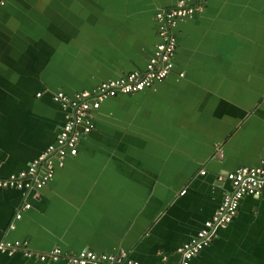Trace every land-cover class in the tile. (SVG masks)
Returning <instances> with one entry per match:
<instances>
[{
  "label": "crops",
  "instance_id": "0c3cea01",
  "mask_svg": "<svg viewBox=\"0 0 264 264\" xmlns=\"http://www.w3.org/2000/svg\"><path fill=\"white\" fill-rule=\"evenodd\" d=\"M177 1L0 0V176L55 142L67 110L54 92L73 95L144 70L160 40L156 12ZM172 34L173 71L104 100L78 153L30 195L14 229L23 197L0 189V242L178 264V247L231 190L218 176L264 166V0H207ZM0 264L63 261L16 251L0 252ZM191 264H264V196L246 195Z\"/></svg>",
  "mask_w": 264,
  "mask_h": 264
},
{
  "label": "built area",
  "instance_id": "2783aa9c",
  "mask_svg": "<svg viewBox=\"0 0 264 264\" xmlns=\"http://www.w3.org/2000/svg\"><path fill=\"white\" fill-rule=\"evenodd\" d=\"M206 1L178 0L173 6L156 12L155 17L160 25V40L156 43L144 70L130 71L124 76L102 81L91 90H81L73 95L62 90L53 93V99L67 110L66 120L55 142L35 157L27 168L5 177L0 176V188L11 187L23 191V202L12 221L20 219L23 211L31 207V203L26 199L30 195L37 198L39 191L53 178L56 169L64 166L68 157L78 153L82 137L95 127L94 111L100 108L104 100L120 94L142 91L162 81L173 71L176 41L172 27L179 19L202 10ZM180 75L183 76V73L180 72ZM224 178L231 182V190L224 193L214 215L206 220L189 240L178 247L177 252L181 257L178 264H190L191 258L213 241L218 229L226 227L235 218L241 200L246 195L264 196L262 165L238 166L218 176L219 180ZM10 227H14L13 222ZM0 250L8 254L22 251L26 257H35L41 261H63V264H139L124 250L118 253H99L85 248L76 253H67L56 246L49 251H36L28 247L27 240L1 241ZM159 264L170 263L164 261Z\"/></svg>",
  "mask_w": 264,
  "mask_h": 264
},
{
  "label": "water",
  "instance_id": "95a60500",
  "mask_svg": "<svg viewBox=\"0 0 264 264\" xmlns=\"http://www.w3.org/2000/svg\"><path fill=\"white\" fill-rule=\"evenodd\" d=\"M54 176H55V174H54ZM54 176H53V178H54ZM50 181H51V180H50ZM0 189H16V188L8 187V188H0ZM16 190L20 191V192H21V195H22L21 197H23V191H22V190H19V189H16ZM183 190H185V189H183ZM185 192H186V190H185L183 193H185ZM29 197H30V196H29ZM29 197H28L26 200H28V201L31 202V200H30ZM32 197H33V196H32ZM33 198H35V197H33ZM31 204H32V203H31ZM22 216H23V213H22ZM21 218H22V217H21ZM21 218H20V219H21ZM20 219H16V220H13V221L10 220V223L13 222V224H14V227H10V229H14V228L16 227V222H17L18 220H20ZM233 220H234V219H233ZM233 220H232V221H233ZM232 221H231V222H232ZM231 222H230V223H231ZM10 223H9V225H10ZM230 223H229V224H230ZM229 224H228V225H229ZM228 225H227V226H228ZM227 226H226V227H227ZM223 228H224V227H223ZM220 229H221V228H220ZM220 229H218V231H217V235H218V232H219ZM217 235H216V237H217ZM216 237H215V238H216ZM215 238H214V239H215ZM214 239H213V241H214ZM5 241H7V240H5ZM8 241H12V240H8ZM213 241H212V242H213ZM212 242H211V243H212ZM211 243H210V244H211ZM207 246H208V245H207ZM207 246H205L204 248H206ZM204 248H203V249H204ZM203 249H202V250H203ZM202 250H201V251H202ZM201 251H200V252H201ZM0 252H2V253H7V252H5V251H1V250H0ZM200 252H199V253H200ZM199 253H198V254H199ZM198 254H196V255H198ZM196 255H195V256H196ZM195 256H194V257H195ZM132 259H133V258H132ZM192 259H193V257L191 258V260H192ZM191 260H190V264H191ZM51 262H52V261H51ZM162 262H164V260H163Z\"/></svg>",
  "mask_w": 264,
  "mask_h": 264
}]
</instances>
